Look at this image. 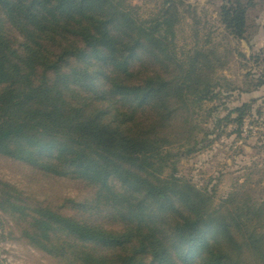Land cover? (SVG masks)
I'll use <instances>...</instances> for the list:
<instances>
[{"label":"trees","instance_id":"trees-1","mask_svg":"<svg viewBox=\"0 0 264 264\" xmlns=\"http://www.w3.org/2000/svg\"><path fill=\"white\" fill-rule=\"evenodd\" d=\"M148 2L0 0V246L197 264L192 0Z\"/></svg>","mask_w":264,"mask_h":264},{"label":"rangeland","instance_id":"rangeland-1","mask_svg":"<svg viewBox=\"0 0 264 264\" xmlns=\"http://www.w3.org/2000/svg\"><path fill=\"white\" fill-rule=\"evenodd\" d=\"M128 3L134 7H142L145 14H151L156 10V5L144 4L145 0H127ZM188 35V29L185 28V33L182 37ZM181 37V38H182ZM180 176L192 180L196 184L195 179V158L191 160H183L180 164ZM0 178H3L7 182L15 185L18 188H26L25 183H23L19 178L11 175L8 171L0 169ZM67 193V190L65 191ZM70 195H73L68 192ZM0 262L2 264H46L40 259V257L34 253H27L25 250L19 248L18 246L12 244H2L0 246Z\"/></svg>","mask_w":264,"mask_h":264},{"label":"water","instance_id":"water-1","mask_svg":"<svg viewBox=\"0 0 264 264\" xmlns=\"http://www.w3.org/2000/svg\"><path fill=\"white\" fill-rule=\"evenodd\" d=\"M0 255H1V252H0ZM0 264H2V263L0 262Z\"/></svg>","mask_w":264,"mask_h":264}]
</instances>
